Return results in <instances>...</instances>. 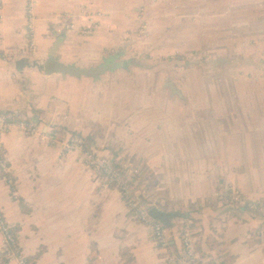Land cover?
I'll use <instances>...</instances> for the list:
<instances>
[{"label": "crops", "instance_id": "0c3cea01", "mask_svg": "<svg viewBox=\"0 0 264 264\" xmlns=\"http://www.w3.org/2000/svg\"><path fill=\"white\" fill-rule=\"evenodd\" d=\"M33 2L37 51L0 62V112L25 110L43 136L86 137L100 126L94 150L139 165L140 190L174 246L181 209L204 264H264L255 236L264 217L253 210L263 207L264 216V0ZM82 5L100 16L90 38ZM26 10L27 0H2L6 55L27 46ZM56 35L65 40L51 58ZM55 143L13 132L3 140L14 186L0 182V214L25 257L42 250L37 264H121L129 256L161 264L120 195ZM228 189L239 206L221 204Z\"/></svg>", "mask_w": 264, "mask_h": 264}, {"label": "built area", "instance_id": "2783aa9c", "mask_svg": "<svg viewBox=\"0 0 264 264\" xmlns=\"http://www.w3.org/2000/svg\"><path fill=\"white\" fill-rule=\"evenodd\" d=\"M33 6V0H27L25 31L28 39V50L33 47L32 25L33 22H36L32 13ZM80 12L82 16L87 18V22L90 23V28H87L83 35L85 38H90L98 25L96 18L99 15H90L85 5L81 6ZM65 19V16H61L59 22L66 25ZM3 21L2 0H0V26ZM0 62L6 65L12 64L13 59L3 55L0 50ZM12 132L23 137H39L43 144L56 142L55 144L59 145L60 150L62 149V155L76 154L82 166L98 177L106 189L120 195L127 212H132V218L148 228L150 237H152L151 239L154 241L158 253L162 256L161 264H204L199 254L200 241L193 234L192 223H190L188 214L182 215L176 221L175 225L179 232L180 244L174 246L167 229L164 228L159 217L150 212L154 208L148 207L150 203L147 202V197L139 189V178L141 176L139 165L130 160L122 165H117L112 159L97 154L94 149L85 148L82 145L81 138L69 137L68 133H63L61 136H43L40 128L33 122H15L13 116H6L4 113H0V182L2 184L7 187L14 186V174L9 166L3 144L4 136ZM223 198L226 204L233 207L239 206L242 202L233 189H228L226 197ZM262 208L257 207L253 210L258 214H262ZM255 236L257 239L264 241V227L255 232ZM0 252L4 253V264H28L20 245L17 244L15 236L1 214ZM0 264L3 263L0 262Z\"/></svg>", "mask_w": 264, "mask_h": 264}, {"label": "trees", "instance_id": "16d2710c", "mask_svg": "<svg viewBox=\"0 0 264 264\" xmlns=\"http://www.w3.org/2000/svg\"><path fill=\"white\" fill-rule=\"evenodd\" d=\"M90 15H94V14H90ZM67 24L71 25V24H73V23H72V22H67ZM87 28H88V27H87ZM6 114H7V115H11V116H13V120H14L15 122H30V119L27 117V114H26V111H25V110H20L19 112L7 111ZM95 125H96V124H95ZM97 127H98V128L95 130V129L93 128V126H92L91 133H90L88 136H86V137H81L80 135H77V134H74V133H70L69 135L72 136L73 138H81V140H82V145H83L85 148H87V149H89V150H90V149H95L97 140H98V139H101V137H102L101 128H99L100 126H98V125H97ZM5 152H6V150H5ZM6 156H7V155H6ZM139 189H141L140 184H139ZM144 201H145V200H144ZM17 202H18L19 208H20V210H21L22 212H25V213H28V212H29V209L26 207V205H25V203L23 202V200L18 199ZM147 202H149V200H147ZM221 204H222V205H225V206H230V205H228V204L225 203V200H224V202H221ZM174 207H176V206H174ZM180 210H181V209H178V213H177L176 218H175V220H174V223H175V224H176V221H177V219H178V217H179V215H180V213H181ZM150 212H152L154 215H156L157 217H159V219L161 220V222H162V224L164 225V228H165V229L170 228V226L167 225L166 221L160 217V215L157 213V211H155V210L152 211V210H151ZM255 213H256V212H255ZM127 214H128V217H129V219H130L131 221H133L134 223H136V224H138V225H141L139 222L135 221V220L132 218V215H133L132 212H127ZM254 215H255V214H254ZM255 216H257V217H264L262 214H258V213H256ZM190 223H192V222H190ZM12 231H13V232H14V231L16 232V230H12ZM149 236H151V235H150V232H149ZM151 238H152V237H151ZM155 246H156V245H155ZM156 249H157V247H156ZM211 250H213V249L211 248ZM157 252H158V250H157ZM42 255H43V251L40 250L39 252H37V253L35 254V256H31V257H28V258L26 257V259H27V261H28V264H37V262L41 259ZM123 255H124V253H123ZM121 258L124 259V256L121 257ZM0 262H2L3 264L5 263L4 253H1V252H0ZM121 264H136V262L133 260V258H132L131 256H129L128 259H127V261H125V262H123V263H121ZM209 264H217V263H216V260L212 259V260L209 262Z\"/></svg>", "mask_w": 264, "mask_h": 264}, {"label": "rangeland", "instance_id": "374dc122", "mask_svg": "<svg viewBox=\"0 0 264 264\" xmlns=\"http://www.w3.org/2000/svg\"><path fill=\"white\" fill-rule=\"evenodd\" d=\"M78 15L80 17H82L81 12H78ZM65 17H66V19H65L66 22H74L75 21V19L72 16H65ZM56 19L57 20H60L61 19V16L57 17ZM36 23H37V21L36 22H33V25H32V31H33V34H32L33 35V47H32L31 50H28V47L29 46L27 47L24 44V46L20 49L19 53L17 54V57H14L15 55H11V56L6 55V54H4V52L1 51L3 55L8 56V57H10V58L13 59L12 64L15 63V62H17V61H19V60H22L25 57L33 56L36 53V51H37V47H36V44H35V24ZM25 25H26V22H25ZM0 50H1V48H0ZM23 52H25V54H23ZM0 113H4L6 116H10V115H7L5 111L4 112H0ZM3 140H4V138H3ZM148 207L150 208V207H153V206L150 204V205H148ZM160 259H162V256L160 257Z\"/></svg>", "mask_w": 264, "mask_h": 264}, {"label": "water", "instance_id": "95a60500", "mask_svg": "<svg viewBox=\"0 0 264 264\" xmlns=\"http://www.w3.org/2000/svg\"><path fill=\"white\" fill-rule=\"evenodd\" d=\"M56 40L53 44V46L51 47L50 51H49V56L51 58H54L59 47L61 46V44L63 43V41L65 40V37L63 35L59 36V35H56ZM246 209V208H245Z\"/></svg>", "mask_w": 264, "mask_h": 264}, {"label": "bare ground", "instance_id": "6f19581e", "mask_svg": "<svg viewBox=\"0 0 264 264\" xmlns=\"http://www.w3.org/2000/svg\"><path fill=\"white\" fill-rule=\"evenodd\" d=\"M99 17H100V16H99ZM99 17L96 18V22H97V24H98V22H99V21L97 20ZM87 27L90 28V23H89V22H88V26H87ZM35 34H36V33H35ZM0 43H1V39H0Z\"/></svg>", "mask_w": 264, "mask_h": 264}]
</instances>
